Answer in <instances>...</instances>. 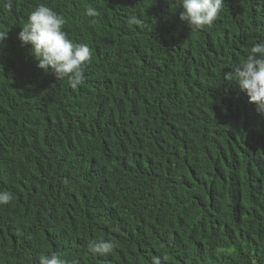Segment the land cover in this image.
<instances>
[{
	"label": "trees",
	"instance_id": "1",
	"mask_svg": "<svg viewBox=\"0 0 264 264\" xmlns=\"http://www.w3.org/2000/svg\"><path fill=\"white\" fill-rule=\"evenodd\" d=\"M40 3L92 50L76 89L18 39ZM180 11L0 0V190L14 195L0 205V264L52 252L66 264H264V115L224 78L264 42V0H224L199 30ZM100 238L117 247L91 254Z\"/></svg>",
	"mask_w": 264,
	"mask_h": 264
},
{
	"label": "clouds",
	"instance_id": "2",
	"mask_svg": "<svg viewBox=\"0 0 264 264\" xmlns=\"http://www.w3.org/2000/svg\"><path fill=\"white\" fill-rule=\"evenodd\" d=\"M180 19L191 30L211 26L223 10L224 0H179ZM84 15L95 24L98 11L88 6ZM129 25L139 20L135 15L127 18ZM66 21L62 15L45 3L32 10L22 26L18 39L30 46L29 53L38 62L37 66L56 80L67 79L68 85L76 89L85 80V69L92 59V50L87 44L74 43L65 30ZM8 36V31L0 30V46ZM232 71L224 78L235 82L240 91L245 92L249 102L256 105V111L264 115V42L255 43L245 59L233 65ZM14 199L11 191L0 190V205H8ZM117 247L115 241L100 238L88 245L93 255L110 254ZM39 264H66V260L56 252L41 255ZM151 264H161L160 257H153Z\"/></svg>",
	"mask_w": 264,
	"mask_h": 264
}]
</instances>
